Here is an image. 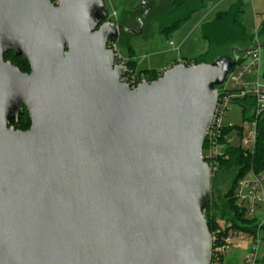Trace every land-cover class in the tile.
<instances>
[{"label": "water", "instance_id": "water-1", "mask_svg": "<svg viewBox=\"0 0 264 264\" xmlns=\"http://www.w3.org/2000/svg\"><path fill=\"white\" fill-rule=\"evenodd\" d=\"M107 18L104 0H0V264H211L202 151L236 59L131 88Z\"/></svg>", "mask_w": 264, "mask_h": 264}, {"label": "trees", "instance_id": "trees-1", "mask_svg": "<svg viewBox=\"0 0 264 264\" xmlns=\"http://www.w3.org/2000/svg\"><path fill=\"white\" fill-rule=\"evenodd\" d=\"M54 1V0H50ZM205 8V0H148L145 7L140 5L133 11H124L116 23L121 26L116 47L125 51L126 67L130 73L126 75L127 82L134 80V84L142 81L151 82L159 78L161 72L155 70H140L136 68V61L129 39L136 36L142 25V33L138 36L143 41L152 40L155 33L169 39L193 15ZM200 35L206 42V53L196 60L187 62L188 66L199 64H212L214 61L225 58L228 61L236 59V65L245 61V55L255 46V35L247 31L244 22V3L237 0L226 10L216 12L211 20L200 27ZM259 38L263 41L260 42ZM257 40L260 46L264 45V28L257 30ZM5 62H9L21 73H28V64L9 52L3 55ZM233 70L230 69L229 72ZM264 78V71L262 74ZM133 78V79H132ZM221 87H218L219 91ZM233 104L240 107L243 122L253 120L255 102L251 97L235 100ZM15 130L29 129V119L24 113ZM242 128L228 126L222 131L219 144L222 148L220 155L207 159V141H204L203 156L210 166L211 194L216 187L220 189L218 200L211 197L203 210L209 233L212 236L213 248H224L226 240L231 234H245L256 236L258 231L264 230V223L260 226L256 218H247L243 207L238 206L234 197L237 182L247 174H264V116L256 119V140L253 151L245 150L240 145H229L228 138L232 132L241 134ZM214 164L213 167L211 164ZM229 225V227H228ZM229 245V243H228ZM212 264H230L225 262L223 256L218 261L212 259Z\"/></svg>", "mask_w": 264, "mask_h": 264}, {"label": "rangeland", "instance_id": "rangeland-1", "mask_svg": "<svg viewBox=\"0 0 264 264\" xmlns=\"http://www.w3.org/2000/svg\"><path fill=\"white\" fill-rule=\"evenodd\" d=\"M143 0H104L107 14L112 17L113 20H118L122 16L124 11L135 10ZM237 0H205V8L200 13L193 15L186 23H184L178 31H176L169 39L164 38L155 33L154 37L150 42H143L138 36H134L129 39V45L132 47L136 68L138 71L149 69L147 65V59L145 54L149 52H157L152 60L155 66L154 69L158 70L163 66V58L167 56L162 52L165 51L167 54L174 55L176 61L178 57L185 58L187 62L196 60L199 56L206 53L207 45L200 35V27L203 23L212 19L214 14L219 11L226 10L229 5ZM244 3V22L248 33L254 34V30L264 28V0H241ZM206 13L207 16H206ZM205 16V17H204ZM199 21V22H197ZM262 42L263 39L259 38ZM170 42L173 46H170ZM121 54L125 56V51H121ZM160 55V56H157ZM143 56V57H142ZM259 56L261 59L259 75L260 81L264 84V78L262 77L264 71V45L259 48ZM161 57V58H160ZM146 59V60H145ZM161 59V61H160ZM165 66V65H164ZM152 68V67H150ZM250 75V81L256 80V75ZM223 126H234L242 128L241 134L232 132L229 136V145L238 146L241 145L243 139H247V135L250 126L243 122L240 107L237 104L229 105V109L222 119ZM220 189H215L211 197L214 201L218 200ZM211 200V198H210ZM254 218L257 219L258 223L263 220L264 208H259L254 213ZM258 238L259 242L255 245V239ZM251 247L256 248V260L257 264H264V230L258 232L257 236L239 235V237H233L230 240L229 245L226 247L223 259L225 262L230 264H241L244 256L249 253Z\"/></svg>", "mask_w": 264, "mask_h": 264}, {"label": "built area", "instance_id": "built-area-1", "mask_svg": "<svg viewBox=\"0 0 264 264\" xmlns=\"http://www.w3.org/2000/svg\"><path fill=\"white\" fill-rule=\"evenodd\" d=\"M52 4L56 5L57 0H54ZM107 19L111 22L116 23V20H113L112 17L108 16ZM253 33L255 35L254 48L246 53L244 62L235 65L233 70L227 73L221 89L219 91L217 90L218 100L214 109L210 129L205 138V141H207L208 144L206 156L207 159H213L212 157L220 155L222 146L218 142L221 139L223 129L226 127L223 126L222 119L223 117H225L229 109V105H231L235 100L243 99L245 97H251L255 102L253 115L254 118L251 122L247 123L250 126L247 139H243L240 146L245 150L253 151L254 149L256 140V119L264 116V84L260 81L261 77L259 75L261 62L259 56L260 44L257 40V31L254 30ZM170 46H172V43H170ZM107 48L114 53V65L126 66L125 64L127 62V59L118 50L116 44L107 43ZM174 65H182L188 67L187 62L181 59H178ZM252 71H254L253 74L256 75V80L254 81H250V75L252 74ZM128 73L130 72L128 71ZM128 73L126 75H128ZM121 81L129 84L131 88H134L137 84H139L137 83L135 85L134 80H130L127 82L126 76ZM213 165L214 164L212 163L211 166L213 167ZM234 197L237 205L243 207V209L245 210L246 217L253 218L256 210L261 207L264 208V174L256 175L251 172L244 178L240 179L235 187ZM263 223L264 217L260 222V226ZM231 233L225 242L227 243V245L224 248H213L211 264L213 258L218 261L220 255L224 256L225 249L233 237L245 235ZM255 240L256 241L254 244L256 245L259 240L258 238H256ZM241 264H257L256 248L251 247L249 253L244 256Z\"/></svg>", "mask_w": 264, "mask_h": 264}, {"label": "crops", "instance_id": "crops-1", "mask_svg": "<svg viewBox=\"0 0 264 264\" xmlns=\"http://www.w3.org/2000/svg\"><path fill=\"white\" fill-rule=\"evenodd\" d=\"M207 14L208 13H206V16H207ZM209 15V14H208ZM205 17V16H204ZM197 22H199V21H197ZM143 42H150V40L149 41H143ZM171 43V42H170ZM170 45V44H169ZM172 46H173V44H172ZM157 53V52H156ZM155 52H149V54H145L146 55V59H147V65L149 66V69L148 70H155L154 69V67L155 66H151V65H153V63L154 62H157V61H155V60H152V57L156 54ZM163 54H166L167 56H165L164 58H163V60H162V62H160L163 66H159V67H161V68H158V70H155V71H158V72H162V71H164V70H166V69H168L169 67H171L172 65H174L175 63H176V61L178 60V59H181V60H185V58H182V57H178V59L175 61L174 60V55H172V54H170V53H166L165 51H163L162 52ZM157 56H160V55H157ZM143 57V56H142ZM161 58V57H160ZM145 59V60H146ZM160 61H161V59H160ZM165 65V66H164ZM150 67H152V68H150Z\"/></svg>", "mask_w": 264, "mask_h": 264}, {"label": "flooded vegetation", "instance_id": "flooded-vegetation-1", "mask_svg": "<svg viewBox=\"0 0 264 264\" xmlns=\"http://www.w3.org/2000/svg\"><path fill=\"white\" fill-rule=\"evenodd\" d=\"M51 2H52V1H51ZM28 68H29V67H28ZM28 73H29V71H28ZM24 113H26V112L24 111L23 114H24ZM23 114H22V115H23ZM26 114H27V113H26ZM27 117H28V116H27ZM29 126H30V122H29ZM27 130H28V129H27Z\"/></svg>", "mask_w": 264, "mask_h": 264}]
</instances>
